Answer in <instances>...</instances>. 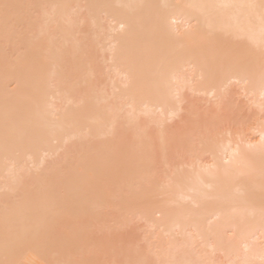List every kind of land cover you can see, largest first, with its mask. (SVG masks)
I'll use <instances>...</instances> for the list:
<instances>
[{"label": "bare ground", "instance_id": "obj_1", "mask_svg": "<svg viewBox=\"0 0 264 264\" xmlns=\"http://www.w3.org/2000/svg\"><path fill=\"white\" fill-rule=\"evenodd\" d=\"M262 2L0 0V264H264Z\"/></svg>", "mask_w": 264, "mask_h": 264}, {"label": "rangeland", "instance_id": "obj_2", "mask_svg": "<svg viewBox=\"0 0 264 264\" xmlns=\"http://www.w3.org/2000/svg\"><path fill=\"white\" fill-rule=\"evenodd\" d=\"M239 100H240V102H243V101L241 100V98H240ZM200 104H201V102L199 103L198 107H200ZM205 104H206V103H205L204 101H202L201 106H203L204 108L201 107V109H202V108L205 109L206 107H208V104H206V105H205ZM204 105H205V106H204ZM173 123H174V125H173L172 123H170V126L173 125V127H175L176 122H173ZM133 222H134V223H131V224H132L133 227H134V224H135V222H137V221H133ZM139 223H140V222L138 221V224H139ZM142 223H143V222H142ZM142 223H140L141 225H139V226H142V227H139L140 230H138L137 228L134 227L135 229L138 230V233H139L140 231H141V233H143L142 231L144 230V227H143L144 224L142 225ZM131 224H130V225H131ZM138 224L136 223V225H138ZM134 228H133V230H134V231H137V230H135ZM129 229H132V227H129ZM129 229H128V231H129ZM141 229H143V230H141ZM131 233H132V230H131ZM131 233H130V234H131ZM135 233H136V232H135ZM141 235H142V234H141ZM141 235H139V237H140ZM132 236H134L133 233H132ZM135 237H137V236H135ZM139 237H138V238H139Z\"/></svg>", "mask_w": 264, "mask_h": 264}, {"label": "snow or ice", "instance_id": "obj_3", "mask_svg": "<svg viewBox=\"0 0 264 264\" xmlns=\"http://www.w3.org/2000/svg\"><path fill=\"white\" fill-rule=\"evenodd\" d=\"M228 5H225V7H227ZM262 7H264V2H262Z\"/></svg>", "mask_w": 264, "mask_h": 264}]
</instances>
